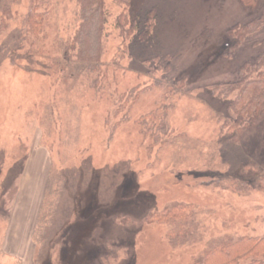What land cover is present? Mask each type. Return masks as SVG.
Listing matches in <instances>:
<instances>
[{
  "label": "rangeland",
  "instance_id": "obj_1",
  "mask_svg": "<svg viewBox=\"0 0 264 264\" xmlns=\"http://www.w3.org/2000/svg\"><path fill=\"white\" fill-rule=\"evenodd\" d=\"M103 5L95 61L73 41L76 0H13L0 13V264H193L262 238L264 114L234 124L239 88L223 89L264 49V23L235 48L227 31L261 16L264 0ZM148 13L151 36L138 42ZM180 204L191 205L184 240L146 220Z\"/></svg>",
  "mask_w": 264,
  "mask_h": 264
},
{
  "label": "trees",
  "instance_id": "obj_2",
  "mask_svg": "<svg viewBox=\"0 0 264 264\" xmlns=\"http://www.w3.org/2000/svg\"><path fill=\"white\" fill-rule=\"evenodd\" d=\"M34 1L36 0H33V2ZM76 1L79 5L82 16L81 19H83V22L81 31L76 32L75 36L73 37V41H78V43L81 45V49H78L79 53L80 51H87V53L93 55H89L93 60L94 58L97 60L101 50L100 36L105 18V12L103 11V0ZM236 1L243 10H258L261 0ZM12 2L13 0H0V13L3 16V19L9 18L11 14L10 6ZM34 5L31 7L32 12H36L37 9L36 4ZM263 13L253 21L241 26H235L227 31L229 38L233 41L231 47L235 48L247 42L248 37L251 36L254 31L264 23ZM120 18L117 19V25L119 27H121L122 23L125 21L123 15ZM152 20H154V16L152 13H148L145 21L142 24V29L136 35V40L138 42H145L149 40L151 36ZM31 25L34 26L33 29L31 28V30L37 32L41 23L34 22L31 23ZM137 28V26L133 25L131 30H137ZM255 42H257V40ZM72 49L73 48H71V50ZM164 66V68L167 70L169 63L164 62ZM90 68L92 70L96 69L95 65ZM238 72L240 75L239 80L234 83H227L225 85L226 87L223 89L225 93L224 97L226 98L228 97L229 91L232 90V88H239V95H237V97L230 103V109L234 112V124L240 123L242 121L241 117L243 115H247L246 117L250 118L251 116L264 114V49L251 64H244L238 70ZM182 82L183 79H177L175 81L178 86H181ZM147 119L152 120L153 114H148L142 118L143 121ZM153 124L155 123H152V125ZM156 127V136L154 135L153 138L155 142H160L161 139L160 136L158 137V135L160 133L165 135L169 132L166 119H164V117L161 118ZM256 184L258 189L264 191V176L257 178ZM190 208V204L170 206L147 216L146 220L176 225L173 228V231L169 233L171 238L174 235L179 236V234H182L181 240H184L185 236L189 234L187 229L188 226L185 221L190 216ZM248 258H252V261L248 264H264V236L258 239L244 238L242 240L226 244L225 246H219L205 255L201 260L194 261L193 264H237L238 261L247 260Z\"/></svg>",
  "mask_w": 264,
  "mask_h": 264
},
{
  "label": "bare ground",
  "instance_id": "obj_3",
  "mask_svg": "<svg viewBox=\"0 0 264 264\" xmlns=\"http://www.w3.org/2000/svg\"><path fill=\"white\" fill-rule=\"evenodd\" d=\"M2 91V90H1ZM4 112V111H3Z\"/></svg>",
  "mask_w": 264,
  "mask_h": 264
}]
</instances>
